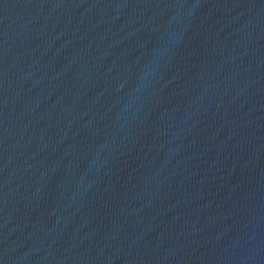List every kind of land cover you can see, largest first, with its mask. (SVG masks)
<instances>
[{
    "label": "water",
    "instance_id": "1",
    "mask_svg": "<svg viewBox=\"0 0 264 264\" xmlns=\"http://www.w3.org/2000/svg\"><path fill=\"white\" fill-rule=\"evenodd\" d=\"M0 264H264V0H0Z\"/></svg>",
    "mask_w": 264,
    "mask_h": 264
}]
</instances>
